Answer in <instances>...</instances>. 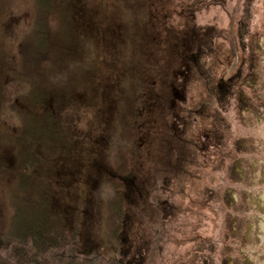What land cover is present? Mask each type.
Returning <instances> with one entry per match:
<instances>
[{
    "label": "rangeland",
    "instance_id": "1",
    "mask_svg": "<svg viewBox=\"0 0 264 264\" xmlns=\"http://www.w3.org/2000/svg\"><path fill=\"white\" fill-rule=\"evenodd\" d=\"M32 1L0 0V39L11 69L18 67L17 46L31 27ZM80 4L88 15L103 10L96 34V89L89 91L81 82L77 97L82 106L71 113L69 125L77 152L69 154L65 166L62 158L61 169L51 175L56 210L63 217L70 210L64 220L79 244L76 261L203 264L210 251L213 264H225L236 239L230 186L241 153L233 150L242 152L246 145L249 117L231 111L234 136L225 140L234 149L228 146L231 156L218 154L219 160L212 148L219 144L222 150L223 140L205 136L211 135L206 126L216 111L211 106L198 113L201 103L213 104L205 79L211 75L216 80L222 66L229 73L224 59L257 56L261 0H139L133 24L118 0ZM195 48L199 59L209 61L198 72L190 63L197 60ZM257 64L247 82L251 87ZM25 91L27 86L13 77L2 80L0 156L11 166L16 161L8 139L17 136L20 123L10 106ZM120 166L126 167L125 175L118 172ZM121 182L123 222L115 234L111 199ZM14 185L11 173L0 174V236L8 230ZM65 236L64 251H70L68 242H73ZM12 246L1 249L0 259L13 264ZM62 251L57 248L56 254ZM51 264L59 263L55 258Z\"/></svg>",
    "mask_w": 264,
    "mask_h": 264
},
{
    "label": "trees",
    "instance_id": "2",
    "mask_svg": "<svg viewBox=\"0 0 264 264\" xmlns=\"http://www.w3.org/2000/svg\"><path fill=\"white\" fill-rule=\"evenodd\" d=\"M118 1L131 13L129 20L133 24L139 0ZM102 11L99 7L97 13L88 15L80 0H33L31 27L17 46L19 59L15 69L9 65L0 39V93L5 76L27 86V91L10 106L20 123L17 136L8 139L14 147L15 165L7 164L0 156V174L11 173L15 177V185L9 192L12 215L7 232L0 236V252L13 245V264H51L55 258L59 264L81 262L76 261L79 244L65 228L64 218L70 210L64 217L56 210L58 198L51 189V175L61 169L62 158L65 166L69 154L74 157L77 152L75 133L69 128L70 115L82 106L77 97L81 82L85 81L89 91L96 89L93 82L100 56L96 34L101 31ZM88 42L94 47L88 49ZM2 137L0 129V144ZM115 158L123 164V157ZM126 171L125 166L118 168L121 175ZM122 187L123 182L113 187L111 199L112 222L116 224L111 233L115 234L122 230ZM66 234L73 242H68L70 251H64ZM57 248L63 250L59 255ZM6 260L0 259V264H12ZM110 264L121 261L117 259Z\"/></svg>",
    "mask_w": 264,
    "mask_h": 264
},
{
    "label": "water",
    "instance_id": "3",
    "mask_svg": "<svg viewBox=\"0 0 264 264\" xmlns=\"http://www.w3.org/2000/svg\"><path fill=\"white\" fill-rule=\"evenodd\" d=\"M257 55H264V0H261ZM252 88L264 96V60ZM251 134L242 152L251 150L249 161L241 153L230 186L232 208L235 213L236 239L225 264H264V111L250 112ZM262 151L263 154H259ZM260 155V156H258ZM254 157V158H253Z\"/></svg>",
    "mask_w": 264,
    "mask_h": 264
},
{
    "label": "flooded vegetation",
    "instance_id": "4",
    "mask_svg": "<svg viewBox=\"0 0 264 264\" xmlns=\"http://www.w3.org/2000/svg\"><path fill=\"white\" fill-rule=\"evenodd\" d=\"M197 44H195L196 46ZM200 46V45H199ZM195 51L197 53V60L194 58H191L190 63L194 67V69L197 71V69L201 70V63L209 62L205 57H202L199 59L200 51L195 48ZM202 55V54H201ZM199 59V60H198ZM228 68L229 73H223L226 71V67H221L223 70L219 71V74L217 73L214 77H217L213 79L211 75H209L205 80L207 83L206 91H207V98L212 101V103H201L200 109H199V116L200 112L209 109L211 106L214 107L213 110L215 112V117L213 119V116L211 117L210 124L206 126V129L211 132V135H205L207 138V141L211 140L212 136L223 140V145H220V148L222 150H219V144H216V148H212L214 153L216 154V159L219 158L222 154L223 159L229 158L231 156L230 154V148L234 149L233 142H227L225 137L228 135L230 137H233V132L231 133V127L234 125V120H232V113L231 111H236V113L241 112L243 113L244 117H250L251 111L262 113L264 111V96L259 97L256 93L257 89L252 88L251 86L247 85V82L253 79V74L256 70V64L261 63L260 60H264V55H255V56H231L229 59ZM235 60V61H234ZM236 64V65H234ZM258 65V64H257ZM227 68V69H228ZM198 72V71H197ZM211 73V72H210ZM207 74V73H205ZM255 76V75H254ZM243 97V100H242ZM211 104V105H210ZM225 106V107H224ZM231 113V114H230ZM197 114V115H198ZM234 114V113H233ZM263 114V113H262ZM226 116V117H225ZM217 118V119H216ZM264 122V121H263ZM208 127V128H207ZM204 130L205 133H207V130ZM249 137L251 134L246 133ZM245 136V135H244ZM210 137V138H209ZM233 141V138H232ZM211 143V142H210ZM207 142L204 143V146H201V152L205 153L207 152L208 148L206 146ZM209 144V143H208ZM236 148V147H235ZM245 156H247L245 161H249L251 154V150L247 149L245 152H241L240 150H233L234 154H240V153H246ZM260 155L263 154L262 151L259 153ZM258 155V156H260ZM254 158V157H253ZM221 160V157L219 158ZM218 160V161H219ZM217 168L215 169V171ZM207 258L204 259L203 264H213V258L212 253L207 251Z\"/></svg>",
    "mask_w": 264,
    "mask_h": 264
},
{
    "label": "bare ground",
    "instance_id": "5",
    "mask_svg": "<svg viewBox=\"0 0 264 264\" xmlns=\"http://www.w3.org/2000/svg\"><path fill=\"white\" fill-rule=\"evenodd\" d=\"M239 131V130H238ZM240 132V131H239ZM241 133V132H240ZM240 135H237V138L239 137Z\"/></svg>",
    "mask_w": 264,
    "mask_h": 264
}]
</instances>
